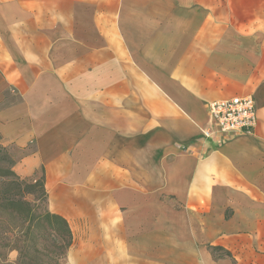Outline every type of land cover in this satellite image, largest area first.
<instances>
[{
    "label": "crops",
    "instance_id": "0c3cea01",
    "mask_svg": "<svg viewBox=\"0 0 264 264\" xmlns=\"http://www.w3.org/2000/svg\"><path fill=\"white\" fill-rule=\"evenodd\" d=\"M0 143L63 264H264V0H0Z\"/></svg>",
    "mask_w": 264,
    "mask_h": 264
},
{
    "label": "trees",
    "instance_id": "16d2710c",
    "mask_svg": "<svg viewBox=\"0 0 264 264\" xmlns=\"http://www.w3.org/2000/svg\"><path fill=\"white\" fill-rule=\"evenodd\" d=\"M15 161L11 159L8 150L0 143V225L3 228V234L9 236L10 223L18 224V231L15 236L22 237V243H26V249L32 250L34 254H38L37 239L33 235L35 231L49 232L47 240L52 247V253L56 260V264L65 254L72 242V234L67 222L61 217L51 214L47 211L46 192L43 185V175L34 183H28L20 179L12 170ZM21 187L24 192H21ZM35 187H38L41 193L43 210L36 205V201L29 202L25 199V195L32 196ZM20 196V198H17ZM6 226V231L5 227ZM13 232V231H12ZM1 233V234H2ZM51 237H50V236ZM23 247L18 248L19 262L25 257ZM213 252L221 251L220 248H213ZM228 256L227 253H224ZM21 264H26L21 262ZM27 264H39L33 257H30Z\"/></svg>",
    "mask_w": 264,
    "mask_h": 264
},
{
    "label": "built area",
    "instance_id": "2783aa9c",
    "mask_svg": "<svg viewBox=\"0 0 264 264\" xmlns=\"http://www.w3.org/2000/svg\"><path fill=\"white\" fill-rule=\"evenodd\" d=\"M207 112L214 131L222 136L249 134L257 125V109L252 96L210 102Z\"/></svg>",
    "mask_w": 264,
    "mask_h": 264
},
{
    "label": "rangeland",
    "instance_id": "374dc122",
    "mask_svg": "<svg viewBox=\"0 0 264 264\" xmlns=\"http://www.w3.org/2000/svg\"><path fill=\"white\" fill-rule=\"evenodd\" d=\"M8 154H9V152H8ZM9 156L11 157V159L13 161H15L10 154H9ZM12 170H13V168H12ZM39 177H37L35 180H27V179H22V180H25L28 183H34L36 180L39 179ZM0 186H1V184H0ZM20 191L24 192V188L21 187ZM17 198H20V196H17ZM25 199L29 202H32L35 200L36 205H38L40 207V209L43 210L44 204L42 202L41 193H40V190L38 187H35L32 196L31 195L30 196L25 195ZM16 226H18V224L10 223L9 231L11 233L8 234L9 236H6L7 233L6 234L2 233L4 231L0 225V264H21V262H25L27 264L29 262L30 257H33L37 262H39V264H56L54 254L52 253V247L48 243L49 240H47V238H49V237H47L49 232L43 233L42 231L41 232L35 231L33 233V235L37 239V241H36L37 242V250L39 251L38 254H34L32 252V250L26 249V247H25L26 243H22V240H23L22 237L15 236L14 233H16L19 229ZM3 227H5V231H6V226H3ZM19 247H23V249H24L23 254L25 255V257L20 259L21 262H19V255H18V248ZM63 256L58 261V264H63V261H62Z\"/></svg>",
    "mask_w": 264,
    "mask_h": 264
}]
</instances>
